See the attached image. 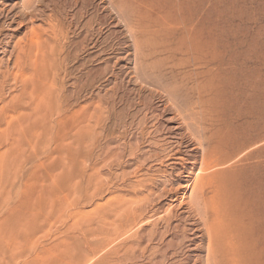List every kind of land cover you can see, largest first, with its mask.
Segmentation results:
<instances>
[{
    "label": "rangeland",
    "instance_id": "374dc122",
    "mask_svg": "<svg viewBox=\"0 0 264 264\" xmlns=\"http://www.w3.org/2000/svg\"><path fill=\"white\" fill-rule=\"evenodd\" d=\"M61 260L264 264V0H0V264Z\"/></svg>",
    "mask_w": 264,
    "mask_h": 264
},
{
    "label": "bare ground",
    "instance_id": "6f19581e",
    "mask_svg": "<svg viewBox=\"0 0 264 264\" xmlns=\"http://www.w3.org/2000/svg\"><path fill=\"white\" fill-rule=\"evenodd\" d=\"M35 39H36V38H35ZM36 40H37V39H36ZM37 43H39V42H37ZM31 44H32V43H31ZM34 45H36V44H34ZM39 45H40V43H39ZM39 45H38V46H39ZM38 46H37L36 49L39 50L40 47H38ZM40 46H41V45H40ZM41 48H42V47H41ZM43 49H44V48H43ZM43 49H42V53H43L42 55H44V57L41 55V60H42V57H43V59L45 58V53L43 52ZM19 50H20V49H19ZM39 51H40V50H39ZM17 52H18V51H17ZM28 54H29V53H28ZM39 54H40V53H39ZM34 55H36V57H38L37 54H34ZM18 57H19V56H18ZM34 58H35V56H33L32 59L34 60ZM39 58H40V57H38V59H39ZM14 59H15V58H14ZM45 59H46V58H45ZM16 60H18V58L15 59L14 61H16ZM41 60H40V61H41ZM19 61H21V59H20ZM19 61H18V62H19ZM37 61H38V60H36V63H37ZM44 61H47V60H44ZM36 63H35V65H36ZM38 63H40V66H42V64H43L44 62H43V63L38 62ZM45 63H46V62H45ZM47 63H48V62H47ZM47 63H46V64H47ZM13 64H14V62H13ZM18 64H19V63H18ZM48 64H49V63H48ZM38 65H39V64H38ZM43 65H44V64H43ZM45 66H46V65H45ZM18 67H19V66H18ZM43 67H44V66H43ZM43 67H41V68H42V71H41V72L43 73V72L45 71V73H46V70H45V68L43 69ZM46 68H47V67H46ZM50 68H51V67H50ZM35 69H36V68H35ZM40 70H41V69H40ZM48 70H49V69H48ZM36 71H37V70H36ZM37 72H38V71H37ZM25 73H26V72H25ZM35 73H36V72H35ZM39 73H40V71H39ZM37 74H38V73H37ZM42 75H43V74H42ZM45 75H46V74H45ZM47 75H48V74H47ZM47 75H46V76H47ZM36 76H37V75H36ZM48 76H49V75H48ZM23 77H24V75H22V78H23ZM29 79H30V78H29ZM25 80H28V79L25 78ZM31 81L33 82V79H32ZM45 86H46V85H45ZM45 86H44V87H45ZM32 87H33V86H32ZM4 88H5V87H4ZM44 89H45V88H44ZM44 89H43V90H44ZM46 89L48 90V88H46ZM40 90H41V88H40ZM47 90H46V91H47ZM32 91H33V90H32ZM27 92H28V91H27ZM44 93H45V90H44V92L41 93V96H44ZM46 93H47V92H46ZM30 94H31V93H30ZM42 94H43V95H42ZM45 95H46V98H48V97H47V94H45ZM49 95L51 96L52 93L49 94ZM21 97H22V96H21ZM36 98H37V97H36ZM39 98H40V97H39ZM39 100H41V99H39ZM42 100H43V99H42ZM45 101L47 102V100H45ZM45 101H43V103H44ZM48 101H49V100H48ZM39 104H40V103H39ZM39 104H38V105H39ZM50 104H51V103H50ZM6 105H7V104H6ZM38 105H37V106H38ZM41 105H42V104H41ZM41 105H40V106H41ZM45 105L49 106L47 103H46ZM45 105H44V107H45ZM47 106H46V107H47ZM55 106H56V104H55ZM41 107H42V106H41ZM37 108H38V107H37ZM48 108H49V107H47V109H48ZM55 108H56V107H55ZM57 108H58V107H57ZM57 108H56V109H57ZM47 109H46V110H47ZM48 110H49V109H48ZM53 110H54V109H53ZM35 111H36V110H35ZM38 111H40V110H38ZM19 113H20V112H19ZM21 114H22V113H21ZM29 114H30V113H29ZM5 115H6V114H5ZM19 115H20V114H19ZM22 115H23V114H22ZM22 115H21V116H22ZM11 116H12V115H11ZM23 116H24V115H23ZM23 116H22V117H23ZM25 116H26V115H25ZM12 117H13V116H12ZM39 117H40V116H39ZM5 118H7V117L5 116ZM20 118H21V117H20ZM24 118H25V117H24ZM26 119H27V118H26ZM5 120H6V119H5ZM19 120H20V119H19ZM21 120H22V119H21ZM12 121H13V120H12ZM45 122H46V121H45ZM25 123H26V122H25ZM50 123H51V122H50ZM59 123H60V122H59ZM10 125L12 126L13 124H10ZM25 125H26V124H25ZM23 126H24V125H23ZM16 127H17V126H16ZM46 127H47V126H46ZM18 128H19V127H18ZM18 128H17V130H16V128H15L14 131H18V130L20 129V128H19V129H18ZM22 128H23V127H22ZM22 128H21V129H22ZM48 128H49V127H48ZM7 130H8V129H7ZM20 131H21V130H20ZM18 132H19V131H18ZM38 137H39V136H38ZM38 137H37V138H38ZM38 139H39V138H38ZM32 140H33V139H32ZM30 143H31V141H30ZM75 161H76V160H75ZM76 163H77V162H76ZM4 164H5V163H4ZM42 164H43V163H42ZM196 179H197V178H196ZM200 181H201V180H200ZM202 184H203V183H202ZM202 187H203V186H202ZM190 189H191V188H190ZM189 191H190V190H189ZM189 191H188V192H189ZM185 196H186V195H185ZM191 196H192V195H191ZM217 200H218V199H217ZM212 201H213V200H212ZM210 204H213V203H209V205H210ZM213 205H214V204H213ZM17 206H19V205H17ZM214 208H216V206H215ZM214 208H213V209L210 208V210L212 209L211 211H212V212H215ZM220 208H221V207H220ZM218 209H219V208H218ZM15 210H16V209H15ZM213 210H214V211H213ZM223 210H224V209H223ZM212 212H211V213H212ZM225 213H226V212H225ZM212 214H213V213H212ZM218 214H219V213H218ZM218 216H219V215H218ZM8 217H9V216H8ZM217 218H218V217H217ZM224 218H225V217H224ZM214 220H216V219H214ZM214 220H213V221H214ZM217 220H218V219H217ZM220 220H221V223H222V219H220ZM34 221H35V220H34ZM216 223H218V222H216ZM216 223H215V224H216ZM125 224H126V223H125ZM211 224L213 225L214 222L211 223ZM216 225H217V224H216ZM217 226H218V225H217ZM222 227H223V226H222ZM213 228H214V230H215V228H217V227H214V225H213ZM208 229H209V228H208ZM123 230H124V229H123ZM212 230H213V229H212ZM218 230L220 231V229H218ZM223 230H224V229H223ZM223 230H221V231H223ZM209 231H210V230H209ZM221 231L219 232L220 234H221ZM216 232H217V230H215L214 235H216ZM117 234H118V233H117ZM126 234H127V233H126ZM121 235H122V234H121ZM121 235H120V236H121ZM124 235H125V234H124ZM124 235H123V236H124ZM228 236H229V235H228ZM214 237H216V236H214ZM217 238H218V237H217ZM233 238H234V237H233ZM213 239H214V238H213ZM218 240H219V239H218ZM218 240H217V241H218ZM230 241H231V239H230ZM225 243H226V242H225ZM226 244H227V243H226ZM228 244H229V241H228ZM231 246H232V245H231ZM225 247H226V246H225ZM231 249H232V248H231ZM231 249H230V250H231ZM226 250H227V249H226ZM62 252H63V251H62ZM66 252L68 253V251H66ZM51 253H52V252H51ZM63 253H64V252H63ZM49 254H50V252H49ZM69 254H70V253H69ZM51 255H52V254H51ZM64 256H65V255H64ZM70 256H71V255H70ZM70 256L67 255V257H70ZM226 256H228V255H226ZM45 258H46V257H45ZM45 258H44V260H45ZM53 258H55V257H53ZM56 258H57V257H56ZM58 259H59V258H58ZM68 259H71V258H68ZM48 260H50V255H49V259H48ZM65 260H66V259H65ZM65 260H63V261L61 260V261H62L61 264H71V263H65V262H66ZM71 261H72V259L70 260V262H71ZM44 262H45V261H44ZM72 262H73V261H72Z\"/></svg>",
    "mask_w": 264,
    "mask_h": 264
}]
</instances>
